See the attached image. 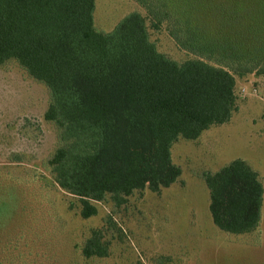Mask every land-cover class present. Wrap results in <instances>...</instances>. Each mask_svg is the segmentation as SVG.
<instances>
[{
	"label": "rangeland",
	"instance_id": "374dc122",
	"mask_svg": "<svg viewBox=\"0 0 264 264\" xmlns=\"http://www.w3.org/2000/svg\"><path fill=\"white\" fill-rule=\"evenodd\" d=\"M134 11L169 58L201 59L234 74L232 117L173 143L182 169L175 183L136 190L121 204L110 196L95 201L98 213L85 218L80 198L58 185L50 164L60 142L45 118L49 87L15 59L1 64L0 264H264V203L255 231H225L212 219L204 179L242 158L264 184V0H96L95 28L109 32ZM94 230L109 253L87 258L82 249Z\"/></svg>",
	"mask_w": 264,
	"mask_h": 264
},
{
	"label": "trees",
	"instance_id": "16d2710c",
	"mask_svg": "<svg viewBox=\"0 0 264 264\" xmlns=\"http://www.w3.org/2000/svg\"><path fill=\"white\" fill-rule=\"evenodd\" d=\"M95 8L96 0H0V65L15 59L49 87L45 118L60 142L50 164L58 185L80 198L85 218L98 213L95 201L110 196L121 204L136 190L175 183L182 169L173 143L229 121L237 99L226 67L169 58L138 11L98 31ZM259 69L264 75V61ZM204 179L218 227L249 233L260 226L264 184L248 161L235 158ZM82 251L109 253L99 230Z\"/></svg>",
	"mask_w": 264,
	"mask_h": 264
}]
</instances>
